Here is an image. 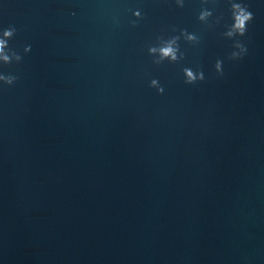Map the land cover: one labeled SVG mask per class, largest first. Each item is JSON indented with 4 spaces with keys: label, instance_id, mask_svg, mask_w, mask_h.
I'll use <instances>...</instances> for the list:
<instances>
[{
    "label": "water",
    "instance_id": "95a60500",
    "mask_svg": "<svg viewBox=\"0 0 264 264\" xmlns=\"http://www.w3.org/2000/svg\"><path fill=\"white\" fill-rule=\"evenodd\" d=\"M236 2L228 39L229 0H0V264H264V0ZM180 30L199 43L154 64Z\"/></svg>",
    "mask_w": 264,
    "mask_h": 264
},
{
    "label": "clouds",
    "instance_id": "9594fccd",
    "mask_svg": "<svg viewBox=\"0 0 264 264\" xmlns=\"http://www.w3.org/2000/svg\"><path fill=\"white\" fill-rule=\"evenodd\" d=\"M178 7L184 6V0H175ZM209 0H202V3H208ZM232 23L226 26L227 30L223 33L228 39H235L236 37H243L247 31V24L253 19V13L248 10L246 4L236 2V0H229ZM212 11L202 8L198 19L202 23H208L209 18L212 17ZM135 19L130 21V24L135 27L138 21L143 19L142 14L139 10L133 12ZM216 22H219L217 18ZM173 31H176L173 29ZM17 29L9 25L7 28L0 31V64L11 65L13 63L19 64L22 61V56L9 46V41L16 35ZM183 38L190 44L199 43V39L195 34L188 33L187 30H180L179 35H173L165 39L162 36H158L157 43L148 46V54L153 56L155 59L153 63L161 65L165 61L170 64L179 63L184 59V53L180 51L179 41ZM238 51L231 53L230 59H242L246 53V47L240 42L236 41L233 45ZM31 46H26L23 49L24 54L29 53ZM215 70L218 75L223 76L222 61L217 60L215 63ZM183 76L185 84H195L198 81L204 80V74L202 71H193V69L185 67L183 68ZM18 80V76L13 74L0 73V83L6 86H12ZM150 87L156 89L158 94H163L164 88L160 85L157 79H152Z\"/></svg>",
    "mask_w": 264,
    "mask_h": 264
}]
</instances>
